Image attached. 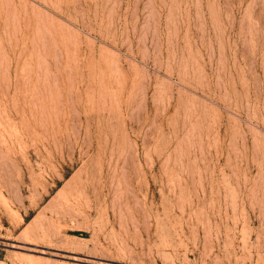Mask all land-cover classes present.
I'll return each instance as SVG.
<instances>
[{"label":"rangeland","instance_id":"1","mask_svg":"<svg viewBox=\"0 0 264 264\" xmlns=\"http://www.w3.org/2000/svg\"><path fill=\"white\" fill-rule=\"evenodd\" d=\"M0 264H264V0H0Z\"/></svg>","mask_w":264,"mask_h":264}]
</instances>
